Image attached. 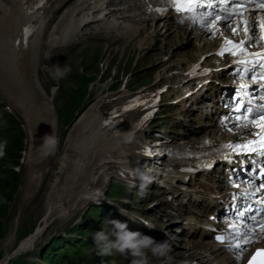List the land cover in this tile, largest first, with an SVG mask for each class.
Instances as JSON below:
<instances>
[{
    "label": "bare ground",
    "instance_id": "6f19581e",
    "mask_svg": "<svg viewBox=\"0 0 264 264\" xmlns=\"http://www.w3.org/2000/svg\"><path fill=\"white\" fill-rule=\"evenodd\" d=\"M89 1L94 2L89 3L87 1L76 0V2H74L75 4H72L63 10L61 15L68 9L63 17V19L66 20H62V22H67L68 20L69 23L68 25L66 24L67 26L65 25L66 27L57 28L53 32L51 31L52 33L50 32L51 36L47 42L49 47L64 40H73L75 42L76 37L80 38V36L84 34L82 28L87 25H92V28L99 29L101 32H106L107 35L115 41H131L135 38V41L132 44H136V49H146L144 52L145 55L153 52L156 53L159 50L163 55L166 51L170 50L167 58L162 57V55L160 56L161 59L156 63L157 65L171 58L175 59L177 66L184 63L190 65L192 61L199 60L201 56L209 52L211 48H215L224 35L232 36V34L229 33L232 27L231 30L234 32L233 36H235V38L242 37L246 28L245 25L240 26L237 21L225 25V22L217 20H213L212 27H208L205 23L198 22V18H201V16L198 15L193 18L194 25L191 27L175 25L174 20L171 19L167 24L163 23L156 31H151L145 27V25H147L145 22L147 18H149L151 24L154 20L148 14L139 12V7L136 5L137 0ZM55 2V0H48L39 10L28 12V9L24 8V5L27 3L25 0H0V37L3 38L2 46H0V58L7 59L9 63L13 65L12 67H14V69L12 73L11 71L10 73L11 76H14L15 74L16 82L21 81L26 75L29 76V67L31 66H26V60H29V56L28 53L21 54V52V57H19V59L22 61L15 65V62H13L14 58L11 56V49L8 52L5 51V46H7L6 36L8 34L13 36L14 32L18 31V24H21L24 21L38 22L39 27L35 32V35H39L30 47V50L36 49L39 36L44 34L47 24L53 17V12L57 7ZM110 6H121L122 11L119 12L118 15L111 14L107 11ZM131 13H136V15L131 16ZM258 17L259 15L254 14L247 17V20H251L247 23V29L250 33L249 37L256 38L254 31L257 30V28L264 29V15H262L261 18ZM8 24H12L14 27L11 28L8 26V28L5 29L6 26L4 25ZM219 25H221V27H219ZM151 37H153L154 41L148 47L147 42ZM256 40H258V38H256ZM201 42L203 44L200 46ZM189 44H193V46L196 47V52L188 47ZM138 46L139 48H137ZM26 52L29 51L27 50ZM217 60L218 58L216 56H212V60L206 56L204 62L214 63V61ZM31 63L32 61H30V64ZM156 64H152V66ZM221 64L223 63H219L216 66ZM21 67H23V69H21ZM17 72L19 73L18 77H16ZM232 72L233 70L225 71L222 72V75L226 76ZM185 77L186 76H182L183 79ZM184 92L185 91L182 93ZM41 93L44 98V107L42 110L36 111L38 107L35 109L32 107L33 105L31 106L32 109L34 108L36 111L34 118L30 117V106H27L22 110L26 121H28L29 133L32 138V145L26 156L27 164L31 167H37L42 158V160H46L48 157L53 158V151L58 147L57 141L54 140L53 136V133L56 131V124L54 123L53 113L51 111L54 93L52 92L51 98L46 96L44 91H41ZM99 96L102 97H100L96 103L81 115L68 139L62 162L60 163V169L55 180V186L53 187L54 191L58 189L64 191V195L67 192L66 198L64 202L62 200L51 202L52 199H49L50 201L47 204V210L44 217V225H48L55 219L57 220L70 216L71 210L73 211L75 207L73 204L74 200L79 203L80 201H86V199L89 198H95L97 195L95 192L99 189L100 184H102L101 180L105 181L108 176H112L117 168H129V166L137 164L138 160L141 159L139 155L132 153L133 148L136 147L137 141L140 138L141 132L138 134H124L121 131L108 129L104 126V119L108 116H112V114L109 113L110 107L121 101V98L112 100L113 96L124 97L125 90L119 89L115 93H105ZM208 97L209 96L206 92L204 94L200 92L192 95L189 100H192L195 107L191 108L186 107L188 100H182L179 102L184 117L181 127H185V121L194 114L199 117L200 120H197L198 124L192 122L187 129L183 131L181 130L183 133H190L187 135L185 134L184 136H186V138L182 139L177 145H187L191 141L189 140L191 139L190 137L194 136L193 134L199 136L201 133L216 140L239 138V132L243 126H234V120H228L226 116H222L223 103L221 101L219 102L221 98L216 99V101L213 100V103H211V98ZM229 110L230 108H227L225 112L226 115H229ZM194 111H196V113ZM136 114L137 113L132 110H126L123 108L118 111V116L121 117L122 123L127 124V126L131 124ZM114 116L116 117L117 115L115 114ZM247 129L246 135L248 136V134L252 133V126L249 125ZM36 130L39 131L40 141L42 138L47 141V148H45L46 145L44 146V142L46 141H41V149H38L39 146L37 147V144H34L36 142H34V138H37L35 137ZM36 147L37 149H35ZM184 176L185 174H170L169 178L174 179L177 177L183 179ZM30 180H32V177H30ZM41 180L42 178L39 179V181ZM33 181L34 182L32 183L36 187L38 184V182H36L38 181L37 178L35 177ZM160 206L161 203L156 200V202L150 205L149 211L157 212L159 211ZM155 219L157 223H163L165 225L164 229H167L169 240L162 238V234H159L156 231H151L149 236L154 239L169 241V245H171L169 252L172 254V258L177 259L181 257L183 253L177 251V247L172 244V239L170 238L171 232L173 234V228L171 226L176 220V217L172 214L169 216L168 214L159 212V215ZM39 231L40 229H37L36 232L30 235V237L22 243L23 245L21 244L22 251L31 245ZM200 244L202 247H206L205 244ZM198 259L200 261H208V259H205L203 256H199Z\"/></svg>",
    "mask_w": 264,
    "mask_h": 264
},
{
    "label": "rangeland",
    "instance_id": "374dc122",
    "mask_svg": "<svg viewBox=\"0 0 264 264\" xmlns=\"http://www.w3.org/2000/svg\"><path fill=\"white\" fill-rule=\"evenodd\" d=\"M61 12L62 10L60 9L55 13L56 17L53 19V22L55 24L59 20L61 22L52 29V32L57 28H63L69 23L68 20L67 22H62V20H66L63 19L65 12L61 15V19L57 17ZM50 27L51 24L48 27L49 32L42 36L40 43L38 41L39 44L37 43L36 49H32L30 53L25 52L29 56V60H26V66H31L29 67L30 77L26 75L21 81L16 82L15 74L11 76L14 69L11 63H9L7 69V76H0L1 78L5 77L1 93L4 99L1 98L0 113L5 115L4 104H6L11 109L12 115V120L5 125L10 127V132L8 134L3 133L0 136V141H7L6 155L0 158V264H36V261L32 263L33 260L53 259L52 256H55V253L59 251L57 245L54 247L56 244V242L52 241L54 238L61 235H68L70 237L80 236L73 225L82 220L84 224L89 218L87 216L88 210H86L90 205L89 201L86 202L84 200L78 203V201L74 200L73 204L75 207L73 211L71 210L70 216L55 219L48 225H44V217L49 201L52 199L51 202L60 200L64 202L66 198L67 192L64 195V191L61 189L54 191L53 187L55 186L60 163L62 162L64 150L71 132H73L81 115L102 97L99 95L111 93L109 91L117 92L127 75L131 74L128 83L130 88H136L143 84L153 88L154 86L150 83H154V76L157 72L155 70L147 71V69L150 68L149 64L151 60L153 61L155 58L158 60L162 55L159 50L156 53L153 52L145 55L149 59L147 58L146 60L144 57H141V60H139L137 58L139 53H137L136 44L124 47L123 43H111L101 34H89L81 38L80 42L76 44L65 42L64 44L59 43L57 46L49 48L47 42L52 33H50ZM88 29L90 28H85V30ZM11 38L12 35L8 34L6 36L7 44L11 42ZM2 40L3 38L0 37V46H2ZM6 49L5 47V51ZM8 49L6 52L10 51ZM192 49L195 50L193 46ZM35 50L38 52H36V57L33 53ZM13 52L11 50V56L14 58L13 62H15V60L18 61L24 51L22 53ZM46 53H49V58H46ZM35 59L38 62L37 74L34 70V73H31ZM30 61H32L31 64ZM54 66L71 67L72 71L66 77L56 78L54 76V72L56 71ZM174 68L177 67L174 66ZM168 72H161L164 75L163 77H165L162 81L174 84V80L168 77ZM53 87H58L57 92L54 91ZM171 89L176 88L171 87ZM41 91H44L49 98L52 97V92L54 93L51 111L54 123L56 124V131L53 133V136L54 140L57 141L58 147L53 151V158L48 157L46 160H42V158L37 167H31L27 164L26 156L32 145V138L29 133L28 121H26L22 110L32 105L35 109L38 107L36 111L42 110L44 98L41 95ZM180 93L181 91L177 90L176 92H172V95L175 96ZM30 107L29 110H32L31 112L29 111L30 117L34 118L36 111ZM173 112H177V110L166 112L164 110L161 112V116L159 115L160 118L158 116L159 120L157 118L154 123L156 128H159L165 134L167 132H171V134L181 132L178 131L180 130V124L178 126L175 125L174 119L169 115ZM164 113L166 114L164 115ZM193 122L195 124L198 123L197 117L193 116ZM169 125L172 126V130L177 131H167L166 128H170ZM149 130L151 132L148 133V136H152L154 131H152L151 127ZM35 132V137L37 138H34V142L36 141L34 144H37L36 146H39L38 149H41V143L46 140L42 138L41 142L39 131L36 130ZM190 138L193 139V136ZM44 143V146L46 145L45 148H47V141ZM30 177H32V180H30ZM35 177L38 180L36 181L38 182L36 187L32 183ZM40 178H42L41 181H39ZM111 180L112 178L106 180L107 182L101 180V183L103 184L104 182V184H100V188L104 190V185ZM148 194L149 191H147L146 195ZM140 197L135 196V204L140 201ZM91 213L90 217L93 219L103 214L102 211L101 213L97 211H92ZM96 224L98 223L94 222L92 224V228L90 229L91 235L96 232L94 228ZM103 227H106L105 223ZM37 229H40V231L35 236L36 240L34 238L31 245L22 251V243L36 232ZM52 244L54 245L52 246ZM50 247L54 248L50 249ZM48 248L51 254L44 252ZM91 251V247H84L85 253ZM167 255L172 256L170 252Z\"/></svg>",
    "mask_w": 264,
    "mask_h": 264
},
{
    "label": "clouds",
    "instance_id": "9594fccd",
    "mask_svg": "<svg viewBox=\"0 0 264 264\" xmlns=\"http://www.w3.org/2000/svg\"><path fill=\"white\" fill-rule=\"evenodd\" d=\"M56 78L66 77L71 73V67H55ZM7 141H0V158L6 155ZM121 214H124L121 210ZM107 230H98L92 234V239L100 255L118 253L131 256V264H148V254L153 257H165L169 252L167 242L156 241L153 237L144 235L128 228L126 222L109 220Z\"/></svg>",
    "mask_w": 264,
    "mask_h": 264
},
{
    "label": "snow or ice",
    "instance_id": "6c2138e0",
    "mask_svg": "<svg viewBox=\"0 0 264 264\" xmlns=\"http://www.w3.org/2000/svg\"><path fill=\"white\" fill-rule=\"evenodd\" d=\"M43 2V0H41V3ZM169 3H172V4H178V3H186V4H198L199 3V0H168ZM261 4L264 5V0H261ZM187 9H181V8H178L177 11H186ZM198 67V66H196ZM235 147H241L240 145H236ZM216 239L218 241H222V237L220 236H217ZM251 264V262H250Z\"/></svg>",
    "mask_w": 264,
    "mask_h": 264
},
{
    "label": "trees",
    "instance_id": "16d2710c",
    "mask_svg": "<svg viewBox=\"0 0 264 264\" xmlns=\"http://www.w3.org/2000/svg\"><path fill=\"white\" fill-rule=\"evenodd\" d=\"M47 251H49V249H47Z\"/></svg>",
    "mask_w": 264,
    "mask_h": 264
}]
</instances>
